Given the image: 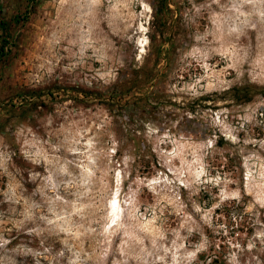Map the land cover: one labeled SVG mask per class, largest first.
I'll return each mask as SVG.
<instances>
[{
  "label": "rangeland",
  "instance_id": "obj_1",
  "mask_svg": "<svg viewBox=\"0 0 264 264\" xmlns=\"http://www.w3.org/2000/svg\"><path fill=\"white\" fill-rule=\"evenodd\" d=\"M0 264H264V0H0Z\"/></svg>",
  "mask_w": 264,
  "mask_h": 264
},
{
  "label": "bare ground",
  "instance_id": "obj_2",
  "mask_svg": "<svg viewBox=\"0 0 264 264\" xmlns=\"http://www.w3.org/2000/svg\"><path fill=\"white\" fill-rule=\"evenodd\" d=\"M116 197L113 196V199L110 201V211H111L112 214H114V216L117 215L118 212L120 213V211H119L120 208L118 206V202H117V198Z\"/></svg>",
  "mask_w": 264,
  "mask_h": 264
},
{
  "label": "trees",
  "instance_id": "obj_3",
  "mask_svg": "<svg viewBox=\"0 0 264 264\" xmlns=\"http://www.w3.org/2000/svg\"><path fill=\"white\" fill-rule=\"evenodd\" d=\"M143 78L147 79L148 76H147V75H145V77H143V75H141V76H136L134 82H135V83H139V82H141L142 80H145V79H143Z\"/></svg>",
  "mask_w": 264,
  "mask_h": 264
}]
</instances>
